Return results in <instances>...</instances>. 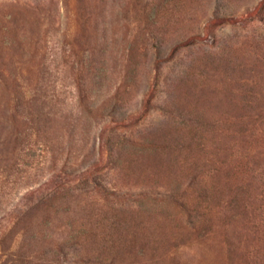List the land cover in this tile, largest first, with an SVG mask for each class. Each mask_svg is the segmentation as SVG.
I'll use <instances>...</instances> for the list:
<instances>
[{
    "label": "rangeland",
    "instance_id": "rangeland-1",
    "mask_svg": "<svg viewBox=\"0 0 264 264\" xmlns=\"http://www.w3.org/2000/svg\"><path fill=\"white\" fill-rule=\"evenodd\" d=\"M0 264H264V0H0Z\"/></svg>",
    "mask_w": 264,
    "mask_h": 264
}]
</instances>
